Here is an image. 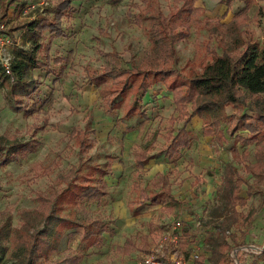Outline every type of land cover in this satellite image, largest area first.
Returning a JSON list of instances; mask_svg holds the SVG:
<instances>
[{"label":"rangeland","instance_id":"rangeland-1","mask_svg":"<svg viewBox=\"0 0 264 264\" xmlns=\"http://www.w3.org/2000/svg\"><path fill=\"white\" fill-rule=\"evenodd\" d=\"M8 1L0 0V61L3 63H8L15 47L5 31L19 21L46 17L47 12L52 18L59 2L21 0L7 6ZM182 3L175 0H72V10L62 18L65 36L55 38L50 51L53 59H68L61 64L51 63L49 69L34 71L41 86L32 97L29 110L33 103L37 107L43 105L41 109L33 113L17 111L0 88V135L36 141L34 151L23 153L8 164L0 163V226L9 232L3 242L6 250L0 255V264H21L23 260L21 255L16 258L12 254V232L22 224L19 212L25 208L37 209L39 202L35 193L52 195L63 186L58 176L78 163V147L70 135L73 127L88 129V140L93 146L89 164L81 175H86L92 165L107 170V163L112 162V172L106 177L108 195L99 201L82 200V207L64 204L62 208L65 218H100L108 229L99 247L82 250L84 257L80 264H138L149 240L152 247L162 242L166 225L173 221L184 220L195 227L200 224L213 230L208 223L212 221V209L223 203L218 188L233 162L235 136L247 135V132L237 129L233 137L226 134L227 141L219 144L203 135V121L195 116L187 125L192 135L190 148H183L169 158L166 150L170 134H177L186 116L176 109L173 94L164 83L149 89L142 99L146 116L126 119L123 118L124 107L113 113L106 112L101 89L89 80V70L100 72L107 64V53L117 52L123 68L140 61L151 48L149 29L153 15L158 11L167 15ZM194 5L200 12L190 22V36L174 46L178 58L176 66L184 73L201 72L215 54H221L213 30L226 34L221 24L229 23L236 12L245 7V1L236 0L230 8L225 0H195ZM261 8L264 9V0H258L248 9L249 19L242 30L248 40L264 46ZM17 35L22 42L23 33ZM186 106L187 113L191 112V104ZM233 112L232 107H227L228 114ZM173 117L175 121L171 120ZM223 128L226 130V125ZM237 146L241 153L246 149L248 158L234 165L253 187V194L248 196L247 187L243 186L241 195L247 198V204L237 208L244 214L257 210L251 224L239 228L241 230L233 229L241 242L237 249L246 252L264 247V180L245 171L247 163L259 162L257 152L264 151V135L246 148L239 143ZM142 149H149L154 157L145 169L138 168L135 161L136 152ZM158 173L169 179L168 189L174 200L166 195L156 197L158 190L150 191L149 200L141 196L142 189ZM99 175L96 173L95 177ZM72 231L83 232V228L63 230V239L53 259L79 250L78 237L69 239ZM125 243L128 249L124 248ZM203 253L209 252L204 249ZM231 256L237 264L235 250ZM39 264H45L44 260Z\"/></svg>","mask_w":264,"mask_h":264},{"label":"trees","instance_id":"trees-1","mask_svg":"<svg viewBox=\"0 0 264 264\" xmlns=\"http://www.w3.org/2000/svg\"><path fill=\"white\" fill-rule=\"evenodd\" d=\"M19 1L21 0H9L7 6ZM175 1L183 3L176 5L167 15L162 11L153 15L149 29L151 48L140 61H133L129 68H123L117 52L107 53V64L100 72L89 70V80L101 89L106 112L113 113L124 107L123 118L126 119L146 116L142 99L149 89L164 83L173 94L176 109L183 117L186 116L185 124L177 134H170V143L166 150L169 158H173L183 148H190L192 135L187 125L195 116H199L203 121V135L212 137L219 144L227 141L226 134L233 137L237 129L247 132V135L238 133L235 136L232 148L233 162L230 163L224 181L218 188L222 193L223 203L212 209V221L208 225L212 224L213 230L209 231L207 227L204 235V248L209 253L200 254L196 262L235 264L231 256V252L235 250L237 264H264V247L260 253L237 249L241 242L233 231L247 227L257 213L256 209H251L244 214L237 208L238 205L247 204V198L241 195L243 186L247 187L248 196L253 194V187L234 162L241 164L248 158L246 149L241 153L238 143L246 148L264 135V46L248 40L247 33L242 30L249 19L248 9L258 0H244L245 7L236 12L229 23L221 24L226 29V34L212 29L213 33L217 34L221 54H215L212 62L201 72L192 70L189 73H184L176 66L178 58L174 46L190 36V22L195 14L200 12V8L195 7V0ZM235 1L225 0L229 8ZM72 8V0H59L52 18L51 13L47 12L46 17L19 21L5 31L6 37L15 47L8 61L10 73L0 61V88L4 91L8 103L16 106L17 111L33 113L43 106L37 107L36 103H33L32 109L29 110L32 97L39 92L41 86V81L34 76V71L49 69L51 63L61 64L68 59H53L50 51L53 40L65 36L62 18ZM259 14L264 18L263 8ZM17 33H23L22 42L19 41ZM50 99L51 107L52 97ZM188 103L192 109L189 113L186 106ZM227 107H232L234 112L228 114ZM171 120L175 121V118ZM223 125H226V130ZM89 134L90 131L86 128L73 127L70 135L78 147V163L68 172L58 176V182L63 186L56 189L52 195L46 192L35 193V199L39 202L37 209L25 208L19 212L22 224L12 232V254L16 258L21 255V264H39L42 260L45 264H80L84 257L82 250L102 244V236L108 232L102 219L65 218L61 214L64 204L82 207V200L99 201L109 194L106 177L112 172L111 161L107 163V170L92 165L88 167L86 175H81L89 164V153L93 148L88 140ZM35 144L36 141H22L16 135H0V163L8 164L21 154L34 151ZM257 157L259 162L255 165L247 163L245 171L264 180V151L257 152ZM153 158L149 149L137 151V167L145 169ZM96 173H100L98 178L95 177ZM169 184L167 176L158 173L142 189L141 196L144 200H149L150 191L158 190L156 197L166 195L172 201L174 197L168 189ZM154 199L156 201V198ZM73 227L83 228V232L72 231L69 234V239L78 237L79 250L53 259L52 255L58 250L63 239V230ZM190 228V225L185 227V233L189 232ZM8 234L6 228L0 226V255L6 250L3 242L8 238ZM243 234L245 235L242 232L241 237H244ZM182 244L185 249L188 248V241L183 240ZM124 248H129L128 243L124 244Z\"/></svg>","mask_w":264,"mask_h":264},{"label":"built area","instance_id":"built-area-1","mask_svg":"<svg viewBox=\"0 0 264 264\" xmlns=\"http://www.w3.org/2000/svg\"><path fill=\"white\" fill-rule=\"evenodd\" d=\"M10 41V40H9ZM10 73L9 64L3 63ZM189 227L184 220L173 221L166 225L164 240L156 246H151L143 253L138 264H196V258L203 254L204 235L207 228H190L188 248L182 247L184 228ZM249 250V249H248ZM247 250V251H248ZM262 248L250 249V252L260 253Z\"/></svg>","mask_w":264,"mask_h":264},{"label":"crops","instance_id":"crops-1","mask_svg":"<svg viewBox=\"0 0 264 264\" xmlns=\"http://www.w3.org/2000/svg\"><path fill=\"white\" fill-rule=\"evenodd\" d=\"M189 225L191 226V228H193L195 226V224H193V223H189ZM189 236H190V231L187 232V233H185V231H184V233H183V240L188 241ZM149 243L147 245H145V248L142 250L143 253L146 252L150 248V246L152 245V243H151L150 240H149ZM188 244H189V241H188Z\"/></svg>","mask_w":264,"mask_h":264}]
</instances>
